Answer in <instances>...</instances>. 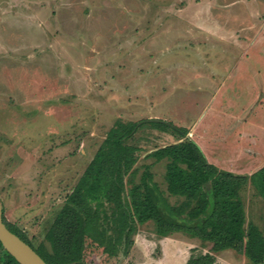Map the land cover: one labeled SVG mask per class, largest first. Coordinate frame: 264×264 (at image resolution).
Listing matches in <instances>:
<instances>
[{"label":"rangeland","instance_id":"1","mask_svg":"<svg viewBox=\"0 0 264 264\" xmlns=\"http://www.w3.org/2000/svg\"><path fill=\"white\" fill-rule=\"evenodd\" d=\"M219 3L0 0V202L35 245L118 118H157L194 140L203 134L212 159L236 173L264 165V29L259 44L241 53L234 42L248 45L256 29H201ZM239 63L246 68L237 70ZM229 70L228 88L213 97ZM152 126L145 121L130 141L144 147L139 163L153 162L165 190L164 162L145 154L176 137ZM243 196L248 218L262 225L255 188ZM211 246L182 232L161 237L149 221L127 252L106 261L100 254L92 264H186ZM216 256L214 264H249L233 249Z\"/></svg>","mask_w":264,"mask_h":264},{"label":"trees","instance_id":"2","mask_svg":"<svg viewBox=\"0 0 264 264\" xmlns=\"http://www.w3.org/2000/svg\"><path fill=\"white\" fill-rule=\"evenodd\" d=\"M148 122L176 137L156 146L146 159L164 162L163 190L153 162L139 163L143 146L132 143ZM253 186L262 199V225L248 218L243 193ZM179 197L171 203L166 195ZM8 228L28 242L48 264H92L127 252L138 225L153 221L159 236L182 232L211 243V250L192 253L186 264H214L217 253L233 249L249 264H264V165L252 173H236L210 162L188 129L155 119H116L59 204L38 245L16 223ZM0 264H21L0 240Z\"/></svg>","mask_w":264,"mask_h":264},{"label":"crops","instance_id":"3","mask_svg":"<svg viewBox=\"0 0 264 264\" xmlns=\"http://www.w3.org/2000/svg\"><path fill=\"white\" fill-rule=\"evenodd\" d=\"M241 1L240 0H219V1L217 0L218 3L220 2L218 5L219 11H214L212 13L210 12V14L207 15V17H205L206 22H202L200 25L202 26L201 29L209 28L210 29L209 34H211V33L213 34L215 32L218 33V32H222V31H224V33H229V32H231V30L233 31V29H236V31H238V30L240 31L242 29H247V28L249 29L250 32H252V30H250V29H256L257 30L255 33L256 38L255 39L253 38L254 40L252 39L251 42L248 43V45L247 44L244 45L241 41H237V40H236V42H234L236 44L235 49L240 48L241 53L245 52L244 54L246 55L250 46H252L255 41L259 44L260 37L262 36L261 31L263 32V29H264V10H262L264 8L263 7L264 0H249L248 2H250V4H253L252 6H250L251 9H245V6L241 5V3H242ZM211 5H213V4H211ZM255 5H256V8L254 7ZM240 8L242 10H240ZM248 8H249V6H248ZM207 20H208V22H213V24L207 25ZM203 31H205V30H203ZM225 39L228 42L231 40L233 41V39H230V40H229V38H225ZM223 51H225V50L223 49ZM233 56H235V55L233 54ZM235 57L238 58V56H235ZM238 60L239 59H236V62H238ZM247 62L250 63L251 61L248 60ZM215 66H217V65H215ZM241 66H242V64L240 65V63L238 65L235 64V67L237 68V70H239V69L241 70ZM242 67L246 68V66L244 64ZM212 71H214V69H212ZM230 71L231 70L227 71L224 74V77L222 78L221 84H219V86L217 85L218 87L216 89H218V90H216V93H214V95H212L213 97L215 95L217 96L218 93L222 94L224 91H226L227 81L225 82V80L227 79L228 76L230 78L231 76L234 75V72H233V73H231V76H230L228 74V72H230ZM236 73H237V71H236ZM207 78H209V77H207ZM223 82H225V83H223ZM220 89L222 92H219ZM228 91H230V90H228ZM234 93H236V92L233 91L232 95L230 94L229 96L235 97ZM221 98H223V97H221ZM214 99L216 100V97ZM193 129L195 130V128H193ZM190 135L189 136L192 137L193 134L190 133ZM202 135L203 134H201L198 137V139L196 138L197 139L196 141L198 142V144L201 145V147L204 150L208 151V154L211 155L208 160H210L211 162H214L220 168H224V167H222V164H219L217 162L218 160L216 161V158H215V160L212 159V158H214L213 157V151H212L213 145H212V147L206 146V148H207L206 149L204 142L201 143L202 142L201 139H203L205 137V135H203L204 137ZM206 137H208V136L206 135ZM220 145H221L220 143H217V145H215V147H219ZM224 169L228 170L227 168H224Z\"/></svg>","mask_w":264,"mask_h":264},{"label":"water","instance_id":"4","mask_svg":"<svg viewBox=\"0 0 264 264\" xmlns=\"http://www.w3.org/2000/svg\"><path fill=\"white\" fill-rule=\"evenodd\" d=\"M3 213V206L0 202V240L5 249L21 264H48L28 242L8 228L4 222Z\"/></svg>","mask_w":264,"mask_h":264}]
</instances>
